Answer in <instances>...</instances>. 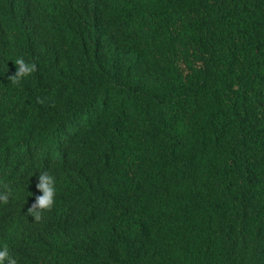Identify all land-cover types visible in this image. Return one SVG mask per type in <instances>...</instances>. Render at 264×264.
Returning a JSON list of instances; mask_svg holds the SVG:
<instances>
[{"label":"trees","instance_id":"obj_1","mask_svg":"<svg viewBox=\"0 0 264 264\" xmlns=\"http://www.w3.org/2000/svg\"><path fill=\"white\" fill-rule=\"evenodd\" d=\"M0 151L22 264H264V0H0Z\"/></svg>","mask_w":264,"mask_h":264},{"label":"clouds","instance_id":"obj_2","mask_svg":"<svg viewBox=\"0 0 264 264\" xmlns=\"http://www.w3.org/2000/svg\"><path fill=\"white\" fill-rule=\"evenodd\" d=\"M9 30H6V32ZM10 32V31H9ZM17 65V71L10 78L13 82H17L23 77L30 75L36 68V65L24 57H16L13 59ZM15 154V151H14ZM10 155L7 151H0V164L8 161ZM56 176L48 170L40 172L38 177L37 188L42 194L36 196L35 203L28 208V214L32 215L34 219H40L43 210L50 209L54 203L56 196ZM10 195H13L12 190L0 192V201L7 203ZM11 234L13 232L10 230ZM17 253L10 251L8 245L0 246V264H22ZM28 264V263H27Z\"/></svg>","mask_w":264,"mask_h":264}]
</instances>
